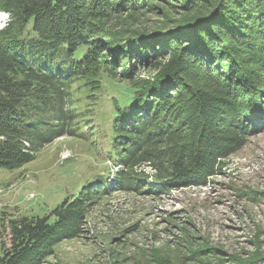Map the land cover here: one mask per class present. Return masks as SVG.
<instances>
[{
    "label": "trees",
    "instance_id": "trees-1",
    "mask_svg": "<svg viewBox=\"0 0 264 264\" xmlns=\"http://www.w3.org/2000/svg\"><path fill=\"white\" fill-rule=\"evenodd\" d=\"M168 1L0 0L8 16L0 169H20L56 139L77 137L103 75L131 87L121 103L113 99L114 182L97 178L99 188L90 183L44 217L0 209V264H40L58 241L83 232L108 193L160 196L206 184L263 129L264 0H183L165 32L119 29L122 17Z\"/></svg>",
    "mask_w": 264,
    "mask_h": 264
},
{
    "label": "rangeland",
    "instance_id": "rangeland-1",
    "mask_svg": "<svg viewBox=\"0 0 264 264\" xmlns=\"http://www.w3.org/2000/svg\"><path fill=\"white\" fill-rule=\"evenodd\" d=\"M183 2L122 17L118 27L165 32ZM102 84L97 104L78 118L77 137L56 139L20 169H0V209L44 217L95 179L112 180L113 99L121 103L131 87L104 75ZM224 163L197 187L149 197L108 193L90 208L83 232L58 241L40 264H264V127Z\"/></svg>",
    "mask_w": 264,
    "mask_h": 264
}]
</instances>
